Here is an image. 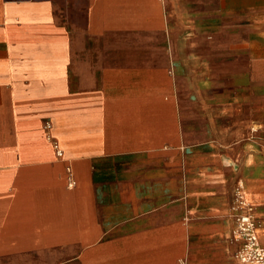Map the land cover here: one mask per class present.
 I'll use <instances>...</instances> for the list:
<instances>
[{
  "label": "crops",
  "instance_id": "0c3cea01",
  "mask_svg": "<svg viewBox=\"0 0 264 264\" xmlns=\"http://www.w3.org/2000/svg\"><path fill=\"white\" fill-rule=\"evenodd\" d=\"M238 179L264 0H0V264H238Z\"/></svg>",
  "mask_w": 264,
  "mask_h": 264
},
{
  "label": "built area",
  "instance_id": "2783aa9c",
  "mask_svg": "<svg viewBox=\"0 0 264 264\" xmlns=\"http://www.w3.org/2000/svg\"><path fill=\"white\" fill-rule=\"evenodd\" d=\"M47 127H50L49 123ZM55 147L58 154L63 155L57 143ZM229 215L234 222L231 241L236 245L234 257L238 264H264V245L259 235L260 229L264 227V219L249 199L243 179L235 182Z\"/></svg>",
  "mask_w": 264,
  "mask_h": 264
}]
</instances>
